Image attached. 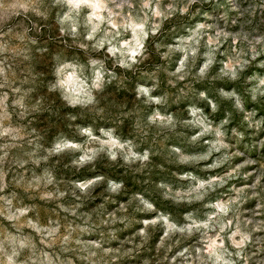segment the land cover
<instances>
[{"label": "clouds", "instance_id": "1", "mask_svg": "<svg viewBox=\"0 0 264 264\" xmlns=\"http://www.w3.org/2000/svg\"><path fill=\"white\" fill-rule=\"evenodd\" d=\"M0 264H264V0H0Z\"/></svg>", "mask_w": 264, "mask_h": 264}]
</instances>
